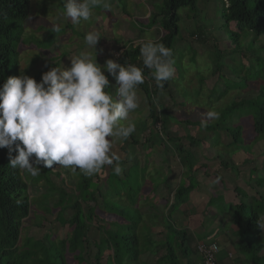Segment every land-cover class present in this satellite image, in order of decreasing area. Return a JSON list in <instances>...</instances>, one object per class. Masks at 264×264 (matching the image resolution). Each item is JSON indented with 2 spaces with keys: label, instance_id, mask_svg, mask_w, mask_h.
I'll return each instance as SVG.
<instances>
[{
  "label": "rangeland",
  "instance_id": "1",
  "mask_svg": "<svg viewBox=\"0 0 264 264\" xmlns=\"http://www.w3.org/2000/svg\"><path fill=\"white\" fill-rule=\"evenodd\" d=\"M29 1L30 21L28 24L31 25H28L27 27L31 29L32 32L39 29L40 32L37 33V36L32 33L34 36H30V38L26 40V43L32 42L36 44L35 38L42 41H54V45L43 49L52 54L53 57L61 58V60L57 59L52 62V60L48 59V56L44 55V57H41V59L36 62L34 60L38 54L30 51L23 58L27 64H29V62L31 64H36L34 66H30L31 64L28 65L30 68L24 69L22 73L33 78L37 73H41L42 75L44 72L50 70L51 65H55L56 63L60 68H69L71 66V58L83 52H88L95 58V50L89 48L85 43V35L89 31L95 30L100 35V40L96 46V60L101 66L105 64L107 59L116 60L118 56H120L122 50L120 52L117 50L118 44L133 43L134 46H138L141 41H146L147 39L157 41L162 35V32L158 27L149 29L150 27L147 22L150 15L154 13L152 6L153 2L160 4L162 0H110V2H112L110 11L103 9L102 7H96L93 10V16L88 21L82 20L79 25H74L70 18L64 15V0ZM77 2H79V0H77ZM224 7L225 2L223 0H197V10L195 12L191 11L189 8L179 10L180 33L178 37H176L177 41L175 42L176 45L171 57L174 61L173 66L175 72L174 76L170 79L169 87L165 91L160 90L157 92V100L159 103H163L168 109H170L172 117L178 121L169 122L168 130L170 135L183 137L181 144L184 146V149H187V151L196 156L197 164L200 168L206 165V172L202 169L201 174L207 173V175H211L216 164L215 162L210 163V161L207 163L205 162V159L209 160L213 157L216 159L215 156L220 155L223 157L221 159L222 162H224V165H218L216 167V170L220 171L217 177L222 174L223 178L221 179V182L226 184L231 181L233 184L237 177H240L241 179L254 177L257 179L260 174H264V160L257 158V155L261 153L264 147V142L257 141L253 143L255 134L253 130V121L252 116L247 111L249 105L248 103H245V100L256 95L261 83V81H254V72L249 73V70L251 69L250 66L252 64L251 58H254L253 52H258L260 46L264 44V36L260 37V39L255 42L251 32L244 31L240 34L235 23L228 24L224 21L222 17ZM53 25H58L60 31L53 32ZM68 25H70V27L72 26L73 29L67 28ZM26 33L28 34L29 31L27 30ZM193 33H201L202 35L204 33L206 42L201 43L195 41L196 38L194 39L191 37ZM231 33H236L238 35V40L233 41L234 44H232V40L230 41L229 39ZM215 51H218V53L215 54ZM257 52V55L264 57V50L260 51V54ZM219 53L222 54L221 60ZM244 56H246L247 59L241 61V58ZM231 72L234 74L238 73L237 75L240 76L234 77ZM228 75H232L233 77L231 79L230 77L224 78V76ZM109 82L111 84L109 92L112 93L114 98H118L116 96L118 85L115 79L110 78ZM147 83L149 89L154 91V84L150 82ZM136 92L139 106L136 110L131 112L132 117L130 120H135L134 124L139 128L141 120L135 118L140 117L149 122V119H147L148 104L145 100V95L139 88L136 89ZM242 101H244V105L239 111L233 112L231 117L224 118V116L220 114L221 110L227 108L233 102L240 103ZM209 110L216 111L219 114V118L207 121V126L202 127L201 120L204 118V114ZM221 119L226 120L225 124L234 122L230 125L232 128L242 126V133L245 140L241 149L245 153H249L250 157H253V163H243V159H246L248 157L247 155L241 157L237 162L227 163L229 161L227 160L228 152L224 149L225 146L222 143L227 142L226 144H228L231 140V136L229 132L224 130V127L216 129L218 122ZM140 141L143 142V139H140ZM154 143L159 144L160 142L155 139ZM163 145L166 150L165 153L157 151L150 157L146 152L138 150V148L133 145H126L122 140H117L114 143L112 150L120 156V159L124 161V166L127 168H129L134 162H138L140 168H144L145 158L148 163L150 162L152 168H157L160 166L161 160L164 159L166 162L167 159L168 164L163 167L165 174L167 173L169 175L165 187H167V189H172L177 185V182L173 180V177L177 172L170 174L169 170L171 167H175V170H180V163H178L176 157L178 152L176 151L174 144L164 142ZM122 148L127 152L123 153L121 151ZM159 150L161 149L159 148ZM233 151L234 150L231 149V152ZM173 155H175V157H173ZM120 167L122 169V165H120ZM61 169V171L53 170L55 174L50 176L52 183L58 188L66 191V193L76 196V184L78 178L74 173L70 174L68 168L63 167ZM104 171L105 169H102L100 173L93 175L94 181L99 187L98 191L103 194V197L100 195L98 196L97 194L96 202L91 203L88 206L98 209L99 212L96 211V213L101 216H115L117 214V209L120 206L119 201L110 200L109 197H111L110 194H115L116 190L111 189L108 193L109 195L106 197L107 200H103L108 188L103 183L104 181L98 182L100 179L104 180ZM172 171H174V169H172ZM155 176H158L160 179V172L155 174ZM155 176L153 177L155 178ZM30 177L32 176L30 175ZM228 177H230L231 180H229ZM180 183L184 184V181L182 180ZM28 184L31 185L28 189V196L33 204L32 210L37 211V215L40 216L41 213H43L41 211L43 204L45 206L47 203V195L44 191L49 190V187L45 186L44 182L41 181L37 183L35 188H33L32 186H35V183L33 184L31 179L28 180ZM148 185L149 184L146 185L148 189H144V195L148 193L145 191H150L151 186ZM243 187L244 185L241 186V188ZM252 189H255L256 191L253 192ZM246 190L252 194V197L255 196V192H264L263 190H259L255 183H250ZM218 192L219 191L216 190L213 195L208 197L211 199L214 197L213 203H218V207L221 208L223 198H217L220 197ZM151 194L152 192L150 195ZM230 198L232 201L235 200V204L233 203L232 206L238 204L241 199H243V202L246 204L250 203V201H246V198L241 196L238 197L239 200L236 199L235 193L232 196L230 194ZM256 198V201L260 199L259 196ZM122 200L124 203L125 198H122ZM139 203L141 206V212L144 214L145 223L152 224L153 217H150L151 214L145 212L148 209V206L153 202L148 198L145 203ZM88 206L84 205L83 209L86 211ZM156 206L158 210L155 209L153 214L163 215L162 210L163 212L165 211V205L162 204V202H158V205ZM60 210L61 208H53L51 214H44L43 217L40 216V218L37 219L31 218L28 223H25L21 232L19 246L21 244L22 247L31 248L33 242L29 245L26 244V246H23L29 239L31 241L41 240L46 234L51 237L55 235V237L53 236L54 240L58 242H53L51 248L44 254L46 264H97L106 250L107 245V241L102 236L107 235L106 232L109 230L114 231L116 228L115 224L110 225L112 221H109L110 219L108 220L106 217L102 220L98 217L99 219L93 221L90 226L88 237L85 238L86 240L79 243L77 249L72 252L73 254H67V251L65 253L63 252L61 241L68 239L71 229L69 225L61 226V224H58ZM177 211L178 207L174 208L171 214L174 215ZM71 214L72 212L67 210L62 217L64 219H69ZM166 214L164 217H169V215L167 216ZM162 215L159 220H161ZM263 215L264 212L262 216ZM213 217L214 215L212 214L211 218ZM116 222L117 220H113V223ZM38 223H40V226ZM60 223H62V221ZM171 223L172 226H174L172 221ZM262 234L264 235V230ZM143 243H141L140 247H133L129 252H121V261L119 262V258L117 261L120 264H125L126 261L124 259L126 258L131 262L133 258H131L130 254L137 252L139 256L145 247ZM39 247L43 246L39 244ZM146 247H148V244ZM42 252L43 250L40 249L39 252L32 253L29 262L32 261L33 263H36L33 260L34 257L41 255ZM163 252L166 254L165 250ZM176 252L178 251L175 250V254ZM157 253L158 251L154 250V256H156ZM109 254V251L103 254L101 264L106 263ZM159 254H161V252ZM51 256L54 257L48 261V258ZM140 257L142 258V255H140ZM138 262L144 264L139 258ZM25 263L28 264V259L25 260ZM106 264H114L113 256Z\"/></svg>",
  "mask_w": 264,
  "mask_h": 264
},
{
  "label": "trees",
  "instance_id": "2",
  "mask_svg": "<svg viewBox=\"0 0 264 264\" xmlns=\"http://www.w3.org/2000/svg\"><path fill=\"white\" fill-rule=\"evenodd\" d=\"M227 1L229 5L224 7L222 14L226 23H235L240 34L244 31L251 32L255 42H257L260 37L264 36V0ZM152 6L154 13L150 15L147 21L148 25L149 27H158L162 32L161 37L154 42L163 43L166 47L171 49L173 54L176 45L175 42L177 41L176 37H178L180 33V19L178 12L183 8H189L191 11L195 12L197 10V0H162L160 4L153 2ZM29 9V0H0V86L3 85L9 76H19L24 69L30 68V66L36 64H31L30 62L27 64L23 58L30 51L38 54L34 60L36 62L40 60L41 57H44V55L48 56V59L52 60V62L57 59L61 60V58L53 57L52 54L43 49L54 45V41H42L35 38L37 45L32 42L26 43V40H28L30 36H37V33L40 32V29L35 31L33 29L34 32H32L31 29L27 27L28 25H31L28 24L30 21ZM67 28L73 29L70 25H68ZM27 30L29 31L28 34L26 33ZM32 33L34 35H32ZM191 37L194 39L196 38L195 41L201 43L206 42L204 33L203 35L201 33H193ZM229 39L230 41L232 40V44H234L233 41L238 40V35L236 33H231ZM143 42L145 41H141L138 46H134L133 43L117 45V50L119 52L122 50V53L115 61L121 65L133 64L143 70L145 80L144 83L138 85L137 88H139L145 95V100L148 104L147 119H149L148 122L146 119H141L140 117L135 118L141 120L139 128L136 127L135 133H132L126 140L122 141L126 145H133L137 147L138 150L146 152L149 157L152 155V152L155 153L158 151L160 153H165L166 150L163 144L164 142H167L174 144L178 155L184 157L180 158V165L184 163L186 170L188 171L189 184H182L175 190L173 193V202L167 213V216L169 215V217L165 218L164 214H166V212H164L163 215L161 214V220L163 221V231H167L168 234H171L173 239L175 236L178 237L179 245L187 251L189 249L190 237L186 232H178L179 230L175 228V225L172 226L171 221L173 215L171 212L174 208H179L181 205L186 204L189 200L190 193L195 189L197 183H194L195 179L193 177V172L198 165L197 158L193 153L184 149V146L181 144L183 137L171 136L169 133V122L178 121L172 117L170 109H168L163 103L158 102L157 92L160 90L165 91L169 87L170 79L164 82L162 88L157 87L155 79L151 75L152 70L144 67L140 57V46ZM263 50L264 44L261 45L258 52H256L260 54V51ZM256 52H253L254 58H251L252 64L249 73L254 72V81H261V83L256 95L245 100V103H248L249 105L247 111L252 116L253 121V130L255 133L253 143L257 141L264 142V57L257 55ZM214 53L216 54L218 51H215ZM221 58L222 54H220V60ZM245 59H247L246 56L242 57L241 61H244ZM53 67H59V65L56 63L55 65H51V68ZM237 74L238 73H232L234 77H239L240 75ZM105 75L108 79L113 78L106 71ZM232 75L224 76V78L230 77L231 79L233 77ZM34 78L37 82H40L42 78L41 73H37ZM147 82L154 84V91L149 89ZM110 88L111 84L109 82V88L107 91H109ZM243 105L244 101L240 103L233 102L230 106L221 110L220 114L223 115L224 118L231 117V114L239 111ZM131 117L132 115L130 113L129 120ZM130 121L133 123L135 122V120ZM225 121L226 120L223 119L219 120L216 129L224 127V130L230 133L233 141L226 148L232 147L234 151H229V154L230 152L234 153L238 149V145L242 146L245 139L241 134L243 132L242 126L232 128L230 125L234 122L225 124ZM140 139H143V142H141ZM155 139L161 143H159L157 147L155 145L156 143H154ZM159 148L161 150H159ZM121 151L123 153L127 152L124 148H122ZM11 155L14 157L17 153L12 152ZM257 158L264 160V147L261 153L257 155ZM123 162L124 161L120 159V165H122V173L120 175L115 174L113 166H104L105 178L104 180H98V182L104 181L103 183L108 188L103 200H107L106 197L109 195L108 193L111 189H115L116 193L113 195L110 194L112 198L109 197V199L118 200L120 205L115 216H101L96 213V211L99 212L98 209L88 206L89 204L96 202L97 194L98 196L100 195L103 197V194L98 191L99 187L94 181L93 176L86 177L79 170L75 173L68 169L70 174L74 173L78 178L76 184L77 195L74 196L58 188L50 179V176L55 174L53 170L61 171L63 166L54 164L51 169L41 166V173L36 177H30L26 171L12 168L10 166L8 148H0V264H27L25 263L26 259H28V264H46L44 254L51 248L53 242H58L54 240L55 235H53L54 237H51L46 234L41 240L31 241L29 239L23 246H26V244L29 245L33 242L31 248L22 247L21 244L19 246V243L24 224L28 223L31 218L37 219L40 218V216L43 217L44 214H51L53 208H61L58 224H61V226L69 225L71 229L68 239L61 241L64 253L67 251V254H73L72 252L77 249L79 243H82L86 240L85 238L88 237L89 228L93 221L99 219L98 217H100L101 220L106 217L108 220L110 219L109 221H112L110 225L115 224L116 226L114 231L109 230L106 232L107 235L102 236L107 241L104 253L107 251L110 252L106 263L109 259H112V256L114 264L119 263L121 261V252H129L133 247H140L141 243L144 242L143 245H145V247L142 246L144 248L140 254L142 255V258L140 255L138 256V253L136 252L130 254L131 258H133L131 262L126 258L124 260L126 261L125 264H140L138 262L139 258L144 264H146L144 262L145 256L147 258L150 253H154L151 244V241L154 240L152 239L150 226H156L158 223L153 225H147L145 223L144 214L141 212L139 202L145 203L149 198L148 194L153 192L154 189L159 188V186L166 185L169 176L167 173L165 174L164 169L162 168H152L150 162L148 163L146 158L144 160V168H140L138 162L132 163L131 166L127 168L124 166ZM164 164H168L167 159ZM201 168L206 169V167L203 166ZM159 172L160 179L158 176H155V174H158ZM153 176H155V178ZM29 179L32 180L33 184L35 183V186H32L33 188H35L37 183L41 181L44 182L45 186L49 187V190L44 191L47 195V203L45 206L43 204V208L41 209L43 213H41L40 216L37 215V211L32 210L33 204L28 196V189L31 186L28 184ZM253 182H255L256 186H260L264 189V174H260V176ZM147 184H149L148 186H151V188L150 191H145L148 193L144 195V189H148V187H146ZM242 193L243 192H241V194ZM237 194L241 195L239 192H237ZM122 198H125L124 203ZM142 199L144 200L142 201ZM158 202L160 203L161 200L157 199L156 203L158 204ZM84 205L88 206L86 211L83 209ZM67 210H70L72 214L69 219H64L62 215L65 214ZM234 212L231 220L234 226L241 230V237L246 241L245 245H243V249L247 250L250 247L253 248L255 256L264 252L263 229H261L257 223L258 217L262 216L264 212V195H261L260 199L257 201L256 199H253V202H251L250 205L242 203L235 208ZM152 213L153 212L150 214ZM160 216L154 215L153 222H159ZM113 220H117V222L113 223ZM61 221L62 223H60ZM38 225L40 226V223H38ZM259 236L262 237L259 239L261 241L257 240ZM39 244L43 247H39ZM147 244L148 247H146ZM173 244V241L171 242L170 238L167 236L166 256L168 258L163 259L165 263H170L171 260H175ZM40 249L43 250L41 255H37L33 259L36 263H33L32 261L29 262L31 260V254L39 252ZM197 255L200 260H202V257L198 253ZM52 257L54 256L49 257L48 261ZM101 258L97 264H101ZM118 258L119 262L117 261ZM259 259L260 263L264 264V255ZM216 260L218 262V255L216 256Z\"/></svg>",
  "mask_w": 264,
  "mask_h": 264
},
{
  "label": "clouds",
  "instance_id": "3",
  "mask_svg": "<svg viewBox=\"0 0 264 264\" xmlns=\"http://www.w3.org/2000/svg\"><path fill=\"white\" fill-rule=\"evenodd\" d=\"M224 2L229 5L227 0ZM96 7L110 11L111 2L64 0L63 4L64 15L74 25L88 21ZM52 31L59 32L60 27L53 25ZM99 40L95 30L85 35V43L95 50V58L83 52L71 58L69 68L53 67L44 72L40 82L21 73L9 76L0 86V148H8L12 168L32 177L41 173V166L51 169L54 164L72 172L79 170L86 177L100 173L104 166H113L116 175L122 173L120 156L112 149L117 140H126L136 130L129 114L139 106L136 89L145 77L142 68L133 64L121 65L113 59H107L103 66L98 64ZM140 57L144 67L152 70L157 87L162 88L174 76L172 51L163 43L147 39L140 46ZM105 71L118 85V98L107 91L109 79ZM218 118L216 111L209 110L201 126ZM240 150L238 145L234 153ZM12 152L17 155L13 157ZM263 194H245L243 198L250 203L241 201L250 205ZM257 223L264 229V216L258 217Z\"/></svg>",
  "mask_w": 264,
  "mask_h": 264
},
{
  "label": "crops",
  "instance_id": "4",
  "mask_svg": "<svg viewBox=\"0 0 264 264\" xmlns=\"http://www.w3.org/2000/svg\"><path fill=\"white\" fill-rule=\"evenodd\" d=\"M151 28L154 27H150L149 29ZM232 141L233 139L231 137V140L230 142H228V144H226L227 142L222 143L224 146L226 145L224 149L227 150V152L231 151L232 149V147L226 148L229 144L232 143ZM155 145L157 147L158 144ZM245 155H247L248 157L246 159H243V163H253V157H250L249 153H245L242 149L240 151H237L236 153L230 152L228 154V160L230 162H237L241 157ZM173 157H175V155H173ZM176 157L178 163H181L180 158H184L182 156L179 157V155H177ZM215 157L217 161L216 159H214V157L210 158L209 160L205 159V162L207 163L208 161H210V163L215 162L216 164H214L215 168L211 172V175H207V173L201 174L202 168H200L199 165H197V168L194 169V183H197L195 185V189L194 191H192V193H190L188 202L184 205H181L178 208V211L172 217V222L174 223L175 228L179 230L178 232H186L189 235V249L186 251L185 248L179 245V241L177 239L178 237L175 236L173 239L171 234H168L167 231H163L164 228L162 220H160L159 222L157 221L155 223L153 222L152 224L148 223L147 225H153L158 223V225L156 226H150L152 232V239L154 240L151 241L152 246H154L152 248L153 250H157L158 253L156 256H154V253H150L147 258L145 256V263L199 264L200 258L196 253V246L199 243H216L220 248V252L218 254L219 264H261L259 258L264 255V252H261L260 254H257V256H255L253 248L250 247L247 250H244L243 245H245L246 241L241 237V230L234 226L231 220L233 214L235 213V208L240 206L243 202L239 201L238 204L232 206L235 200H231L230 194L232 196L235 193L236 199H238V197L240 196H245V194L252 196V194L249 193L246 189H248L250 183H252L256 179L254 177H249L248 179H241L240 177H237L235 178L233 184L231 181L224 184V182H221V179L223 178L222 174L217 177L220 171L216 170V167L218 165H224V162H222L221 159L223 157L220 155H216ZM164 163L165 160H161V164L157 168L163 169V167L166 166V164ZM203 167H206V165H204ZM172 169H174V171H172ZM206 169H204L205 172ZM178 170L179 169L175 170V167H171L169 170L170 174H174L177 172L173 177V180L177 182V185L174 188L167 189L165 185H161L157 189H152L153 192L151 195L148 194L149 199L153 202V205L151 204L150 206H148V209L145 213L150 214L151 212L155 211V209L158 210L156 206L158 205L156 203L157 199H160L162 204L165 205L164 212L168 213V209L170 208V205L173 202V193L180 185H182L180 182L183 180L185 185L189 184V174L187 173L188 171L186 170L184 163L180 165V170ZM228 179L231 180L230 177H228ZM242 185H244L243 188H241ZM216 190H218V193L220 194V197L217 198H223L221 208L218 207V203H213L214 197L212 199L208 197L210 195H213ZM237 192H239L240 194L241 192H243V195H238ZM143 200L144 199H142V201ZM164 212L162 210L163 214ZM212 214L214 215L213 218H211ZM153 216L154 214L152 213L150 217ZM158 216H160V214ZM167 236L170 238L171 242L173 241L174 250L178 251L175 254V260H171L170 263H165L163 260L164 258H168L163 252L164 250L166 251L167 248ZM261 238L262 237L259 236L257 240L261 241L259 240ZM160 252L161 254H159Z\"/></svg>",
  "mask_w": 264,
  "mask_h": 264
},
{
  "label": "built area",
  "instance_id": "5",
  "mask_svg": "<svg viewBox=\"0 0 264 264\" xmlns=\"http://www.w3.org/2000/svg\"><path fill=\"white\" fill-rule=\"evenodd\" d=\"M196 250L202 257L201 264H218L216 256L219 252V246L216 243L198 244Z\"/></svg>",
  "mask_w": 264,
  "mask_h": 264
}]
</instances>
